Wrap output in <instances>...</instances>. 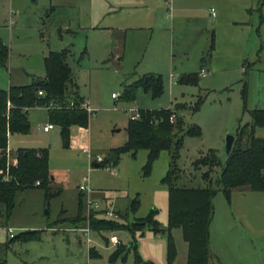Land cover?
<instances>
[{"label":"rangeland","instance_id":"rangeland-1","mask_svg":"<svg viewBox=\"0 0 264 264\" xmlns=\"http://www.w3.org/2000/svg\"><path fill=\"white\" fill-rule=\"evenodd\" d=\"M247 1L190 0L184 11H177L168 6L169 0H0V50L7 54L5 64H0V87L6 90L29 83L33 76L43 77L47 52L68 48L67 62L77 86L70 83L69 88L77 89L93 111L86 128H70L68 147L63 146L58 125L43 131L49 124L43 105L28 111L27 133L8 136L10 163H15L17 149H47L50 181L48 198L45 188L30 187L15 193L9 214L0 203V258L6 264H135L136 254L148 263L167 264L165 231L90 229L85 236L78 229L87 226L93 212L86 207L87 197L100 210L110 208L117 215L137 199L136 210H128V223L155 209L159 227H167L168 187L161 179L171 166L173 147L160 151L148 174L143 172L144 149L134 155L119 153L114 162L105 160L126 141L131 110L180 104L186 109L176 114L184 127L196 123L201 134L184 136L174 184L206 187L211 180L217 189L212 242H232L236 252L250 253V264H264V191L236 188L226 200L217 184L226 159V136L235 138L237 127L252 121L243 111V81L248 86L247 109H264V0L260 5L254 0L249 13L234 8ZM210 8L216 12L214 19ZM239 14L245 15L242 24L237 23ZM202 56L207 59L205 75L198 74L195 85L178 83L183 73L199 72ZM209 56L215 68L209 66ZM148 72L161 76V93L153 97L138 88L133 97L125 98L124 88ZM199 95L204 102L192 113ZM255 133L264 137V128L257 127ZM209 149L215 150L220 164L194 166ZM96 156L103 163L95 167ZM206 171L209 180L203 177ZM81 184L90 192H81ZM105 200L112 204L105 206ZM100 210L93 216L107 218ZM112 220L121 222L119 216ZM29 230L37 237L12 238ZM112 234L117 245L109 241ZM173 236L179 250L176 264H183L180 229Z\"/></svg>","mask_w":264,"mask_h":264},{"label":"trees","instance_id":"trees-1","mask_svg":"<svg viewBox=\"0 0 264 264\" xmlns=\"http://www.w3.org/2000/svg\"><path fill=\"white\" fill-rule=\"evenodd\" d=\"M212 48L213 43L210 45V49ZM69 52L68 48L49 51L43 59L45 70L43 77H32L29 83L11 85L6 90L0 87V203L6 205L8 214L13 208L15 193L20 189L43 187L46 190V198L49 196L47 149H17L13 156L15 163H8L6 157L8 136L25 134L29 131V109L39 105L53 104L52 108H48V121L52 125L59 126L64 147L69 145L71 126L84 128L88 126L89 114L80 107L83 99L77 89L69 88L70 83L76 86L67 62ZM6 58V49L2 48L0 50L1 65L5 64ZM204 58L205 56H202L201 60L203 61ZM197 82V72L184 74L178 80L180 84L189 85H195ZM138 88L144 92H150L153 97L158 96L162 90L161 76L155 73L144 74L124 88V97H133ZM38 91H42V94L38 95ZM240 94L243 111L249 112L252 121L237 127L232 148L220 167L217 184L226 200H229L231 191L236 188L246 187L252 191H264V137H259L255 133L257 127L264 128V109H247L248 86L245 81L242 82ZM203 101L204 97L199 95L190 108L191 112H197ZM180 109L185 110L186 106L180 104L164 109L139 108V117L128 119L126 141L121 147L111 151V154H114V162L119 153L130 152L134 155L140 149L146 150L147 160L143 172L148 174L160 151L170 150L173 147L171 166L161 179L168 187L167 227L165 229L159 227L155 218V209H151L145 218H138L139 221L128 223V210H136L137 199H133L126 212L119 215L121 222L108 218H96L93 214H99V212L93 211L89 215L88 225L90 229L98 231L113 229L141 231L144 227H149L155 233L165 231L167 233V264H172L176 257L172 230L178 228L183 240L187 243L186 264H209L212 201L217 189L211 187V180L208 179L209 171L203 174V177L209 180V185L206 187H178L174 184L178 171L175 162L184 136L198 137L201 134L200 126L195 123L184 127L183 119L176 114ZM219 164V157L213 149H209L204 156L193 162L196 167L200 165L213 167ZM80 204L81 202L79 206ZM36 235V232L29 230L12 238L26 240L36 238ZM2 247L3 245L0 249ZM89 254L91 256L94 253L90 251ZM0 264H6L5 260L0 258ZM135 264L152 263L142 261L136 254Z\"/></svg>","mask_w":264,"mask_h":264},{"label":"crops","instance_id":"crops-1","mask_svg":"<svg viewBox=\"0 0 264 264\" xmlns=\"http://www.w3.org/2000/svg\"><path fill=\"white\" fill-rule=\"evenodd\" d=\"M165 1H167L168 2V0H165ZM189 1L190 0H169V2H168V6L169 7H175V9H177V11H184V9L185 8H187V6H188V3H189ZM262 1L263 0H259V5L260 4H262ZM254 3V0H248L247 2H243L242 4H238L237 5V7H234L235 9H237V11L239 10V9H241V10H243V13H249V12H252V9H253V4ZM216 13V12H215ZM209 15L211 16V14H210V12H209ZM215 16H216V14H215ZM215 16H211L212 17V19H214L215 18ZM243 16H245V15H238L237 16V20H239V22H237V23H243ZM212 43H213V38H212ZM49 51H51V50H49ZM48 51V52H49ZM47 52V53H48ZM202 58V57H201ZM208 59H209V66L211 67V68H215V66L212 64V63H210V61H211V56H209L208 57ZM201 64L202 65H205L206 66V68L208 69V67H207V59L206 58H204V60L202 61L201 60ZM201 65V66H202ZM243 69V68H242ZM200 71V70H199ZM245 72H246V70H245ZM148 73H152V72H148ZM198 74H200L199 72H197ZM184 74H188V73H183L182 75H184ZM205 75V74H204ZM203 76V75H202ZM34 77V76H33ZM40 77V76H39ZM111 97H112V94H111ZM112 98H114L115 99V97H112ZM83 99V98H82ZM84 100V99H83ZM204 102V101H203ZM203 104V103H202ZM202 106V105H201ZM201 106H200V108H201ZM142 109H148V108H142ZM30 110V109H29ZM200 110V109H199ZM198 110V111H199ZM197 111V112H198ZM196 113V112H195ZM196 124V123H195ZM198 125V124H197ZM72 127V126H71ZM70 127V128H71ZM79 128H84V127H79ZM51 129V128H50ZM50 129L49 130H47V131H44V132H49L50 131ZM93 164V166H95V164H97L96 162H94V163H92ZM97 166H98V164H97ZM96 167V166H95ZM104 203H105V206H108V205H110V204H112V202L111 201H109V200H105L104 201ZM212 221H213V219H212ZM212 221H211V224H212ZM211 224H210V231H209V264H211L210 262V259L211 260H214L215 262L214 263H216V264H250V253H247L246 252V254H245V251H243V252H236L235 250H234V244L231 242L230 244H225L222 240L219 242V243H216V241H214V243L212 242V236H211ZM176 229H178V228H176ZM176 229H173L172 230V236H173V231L174 230H176ZM180 236L182 237V234H181V231H180ZM173 239H174V236H173ZM183 239V238H182ZM184 241V240H183ZM174 242H175V239H174ZM222 242V243H221ZM184 243L185 244H182L181 246H182V250H183V256H184V261H183V264H186V258H187V243L184 241ZM225 245H224V244ZM215 244V245H214ZM218 244V245H217ZM222 244H223V246H222ZM175 245H176V243H175ZM215 246V247H214ZM176 247H177V245H176ZM179 257V250L177 249V253H176V257H175V259H174V261H173V263L172 264H176V260H177V258Z\"/></svg>","mask_w":264,"mask_h":264},{"label":"built area","instance_id":"built-area-1","mask_svg":"<svg viewBox=\"0 0 264 264\" xmlns=\"http://www.w3.org/2000/svg\"><path fill=\"white\" fill-rule=\"evenodd\" d=\"M209 12H210V14H211V16H215V10H214V8H210V10H209ZM207 72V68H206V66L205 65H202L201 67H200V71H199V73L201 74V75H204L205 73ZM42 94V91H38V95H41ZM112 97H117V94H114V93H112ZM53 107V104L52 103H49L48 105H47V108H52ZM80 107H82L83 109H85L86 111H87V113L90 115L93 111H92V109L90 108V106L88 105V103L85 101V100H83L81 103H80ZM139 109H137V110H131L130 111V118L129 119H136V118H138L139 117V111H138ZM172 118V117H171ZM50 128H52V124H45L43 127H42V129H43V131H47V130H49ZM87 153H89V151H87ZM6 157H7V161H8V163H10V150L8 149V147H7V149H6ZM88 157L89 158H91V155L90 154H88ZM94 161L97 163V164H102L103 163V159L101 158V156H96L95 157V159H94ZM78 189L81 191V192H86V193H89L90 192V189H89V187H88V185L87 184H81V185H79L78 186ZM85 203H86V207H87V209L88 210H91V211H96V210H100V205L97 203V202H95V201H92L89 197H87L86 198V200H85ZM100 211H102L103 212V214H105V216L107 217V218H111V219H116L119 215H117V214H115L114 212H113V210H111L110 208H108V209H103V210H100ZM89 220V219H88ZM88 220H87V226L86 227H83V228H81V229H78L80 232H82V234L83 235H85V236H88V232H89V230H90V227H89V225H88ZM10 231V230H9ZM87 241H88V238H87ZM109 241L113 244V245H117L118 243H119V240H118V238L116 237V235H114V234H112L111 236H110V238H109ZM75 264H78V263H75ZM85 264H88V263H85Z\"/></svg>","mask_w":264,"mask_h":264},{"label":"water","instance_id":"water-1","mask_svg":"<svg viewBox=\"0 0 264 264\" xmlns=\"http://www.w3.org/2000/svg\"><path fill=\"white\" fill-rule=\"evenodd\" d=\"M234 142V136L233 135H227L225 138V152L226 154H228L232 148ZM114 159V154H110L107 158H106V162H112ZM95 166H97V164H95Z\"/></svg>","mask_w":264,"mask_h":264}]
</instances>
